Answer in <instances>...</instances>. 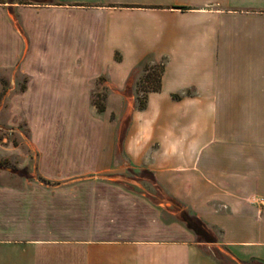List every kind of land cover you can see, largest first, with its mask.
<instances>
[{"label": "crops", "instance_id": "crops-1", "mask_svg": "<svg viewBox=\"0 0 264 264\" xmlns=\"http://www.w3.org/2000/svg\"><path fill=\"white\" fill-rule=\"evenodd\" d=\"M23 52L69 59L59 79L77 102L95 72L123 102L142 66L161 61L126 146L158 194L113 179L0 177V264L264 262V0H0V58ZM131 56L117 80L103 65ZM171 203L212 241L165 221Z\"/></svg>", "mask_w": 264, "mask_h": 264}, {"label": "rangeland", "instance_id": "rangeland-1", "mask_svg": "<svg viewBox=\"0 0 264 264\" xmlns=\"http://www.w3.org/2000/svg\"><path fill=\"white\" fill-rule=\"evenodd\" d=\"M26 43L23 41V45ZM68 60L47 57L44 52L35 57L23 52L19 57L0 58V177L49 178L55 185L59 179H113L135 192L156 197L152 174L135 164L126 146L131 115L136 107L144 105L148 89L156 82L146 74L159 73L161 61L147 63L148 68L142 66L139 78L122 88L123 102L118 98L120 89L111 87L106 73L94 70L86 83V99L77 102L67 90L68 83L59 79L72 75L63 71L71 73L73 66ZM79 60L83 58L76 62ZM102 60L115 80L137 62L134 56L120 63L110 57ZM111 95L117 98L111 100ZM97 103L104 104L105 110L98 111ZM174 204L167 210L160 209L165 221L191 216ZM204 231L213 237L206 228ZM196 238L203 240L201 234ZM217 258L226 263L225 256Z\"/></svg>", "mask_w": 264, "mask_h": 264}, {"label": "trees", "instance_id": "trees-1", "mask_svg": "<svg viewBox=\"0 0 264 264\" xmlns=\"http://www.w3.org/2000/svg\"><path fill=\"white\" fill-rule=\"evenodd\" d=\"M145 68H148L147 65H145ZM162 64L161 66L159 67V73L157 71V73L155 72L154 75L152 72H149L146 74V76L150 77L151 80H156L155 84L153 85V87H151L150 89L148 90H151V89H157L159 87V84H160V76H161V72H162ZM96 107H97V110L98 111H101L104 109V104H96ZM184 222L186 223V226L190 229H192L195 234L197 235H202V238L203 240L205 241H212V238H210L208 235L206 236L204 234V224L201 222V220H199L198 218L194 217V216H189L187 214L184 215V218H183ZM203 228V229H202Z\"/></svg>", "mask_w": 264, "mask_h": 264}, {"label": "built area", "instance_id": "built-area-1", "mask_svg": "<svg viewBox=\"0 0 264 264\" xmlns=\"http://www.w3.org/2000/svg\"><path fill=\"white\" fill-rule=\"evenodd\" d=\"M263 200V202H264V199H262Z\"/></svg>", "mask_w": 264, "mask_h": 264}]
</instances>
